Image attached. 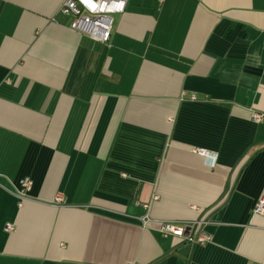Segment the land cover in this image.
I'll list each match as a JSON object with an SVG mask.
<instances>
[{
  "label": "crops",
  "instance_id": "crops-1",
  "mask_svg": "<svg viewBox=\"0 0 264 264\" xmlns=\"http://www.w3.org/2000/svg\"><path fill=\"white\" fill-rule=\"evenodd\" d=\"M63 1L0 0V264H264V0Z\"/></svg>",
  "mask_w": 264,
  "mask_h": 264
},
{
  "label": "built area",
  "instance_id": "built-area-1",
  "mask_svg": "<svg viewBox=\"0 0 264 264\" xmlns=\"http://www.w3.org/2000/svg\"><path fill=\"white\" fill-rule=\"evenodd\" d=\"M127 0H64L60 5L59 11L72 17L70 27L89 38L107 42L111 35L113 16L124 11ZM194 97V96H192ZM262 112H254L252 119L260 122L263 119ZM191 150L200 155L213 157V153L203 147H192ZM31 186V179L24 177L20 180L17 187V195L22 200ZM62 201L61 194H58L54 203ZM253 212L264 216V194L260 195L253 207ZM148 219L145 218V221ZM144 221V222H145ZM6 229H12L10 223L6 224ZM159 231L162 235H177L188 243L204 244L211 240V236L204 231L194 234L186 233V227L172 222L161 221Z\"/></svg>",
  "mask_w": 264,
  "mask_h": 264
},
{
  "label": "water",
  "instance_id": "water-1",
  "mask_svg": "<svg viewBox=\"0 0 264 264\" xmlns=\"http://www.w3.org/2000/svg\"><path fill=\"white\" fill-rule=\"evenodd\" d=\"M188 246H189V244H188V245H186V246L184 247V249L186 250V249L188 248Z\"/></svg>",
  "mask_w": 264,
  "mask_h": 264
},
{
  "label": "snow or ice",
  "instance_id": "snow-or-ice-1",
  "mask_svg": "<svg viewBox=\"0 0 264 264\" xmlns=\"http://www.w3.org/2000/svg\"><path fill=\"white\" fill-rule=\"evenodd\" d=\"M85 2L87 3V2H88V0H85Z\"/></svg>",
  "mask_w": 264,
  "mask_h": 264
}]
</instances>
